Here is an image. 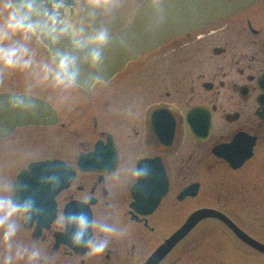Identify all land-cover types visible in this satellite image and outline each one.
Here are the masks:
<instances>
[{"label":"flooded vegetation","instance_id":"af4514ba","mask_svg":"<svg viewBox=\"0 0 264 264\" xmlns=\"http://www.w3.org/2000/svg\"><path fill=\"white\" fill-rule=\"evenodd\" d=\"M44 2L85 37L104 29L110 39L123 28L83 0ZM7 4L0 0V24ZM23 42L37 69L57 71L34 35ZM8 92L46 107L41 123L0 135V196L31 204L18 240L40 248V264H145L199 211L264 245V0L141 54L89 89L8 70L0 93ZM36 162L54 164L56 181L21 186ZM102 239L107 248L93 255L89 241ZM159 264H264V252L209 216Z\"/></svg>","mask_w":264,"mask_h":264},{"label":"water","instance_id":"95a60500","mask_svg":"<svg viewBox=\"0 0 264 264\" xmlns=\"http://www.w3.org/2000/svg\"><path fill=\"white\" fill-rule=\"evenodd\" d=\"M13 2V0H11ZM254 0H146L135 12L130 25L119 35L93 49L75 47L55 13L38 0L32 20L37 36L48 47L56 66L61 58L70 61L69 74L75 83L89 88L98 81H108L125 65L174 37L206 26L245 8ZM94 53L99 59L94 60ZM41 102L26 95L0 94V134L25 123H37ZM49 163L33 164L19 176L21 182L42 181L49 172ZM55 181V179H50ZM23 186H28L23 184ZM31 188V186H30ZM208 212L196 213L170 237L147 261L158 264L173 247ZM236 232L239 230L233 225ZM256 248L264 251V245L250 240Z\"/></svg>","mask_w":264,"mask_h":264},{"label":"clouds","instance_id":"9594fccd","mask_svg":"<svg viewBox=\"0 0 264 264\" xmlns=\"http://www.w3.org/2000/svg\"><path fill=\"white\" fill-rule=\"evenodd\" d=\"M38 0H13L11 4L5 5L7 14L0 24V72L8 70L28 71L33 70L42 74V78H51L57 86L71 87L75 83V77L69 74L70 61L61 58L57 65V71L53 73L47 64L35 67L34 55L27 46L26 41L30 36L37 34V27L32 20L34 8ZM92 8H107V0H91ZM63 31L71 35L76 47L99 46L108 39L104 29H98L84 36V29L75 24L66 23ZM20 37V39H16ZM94 60L99 59V53H94ZM31 211V204H17L8 195L0 196V264H40L42 252L36 245L28 246L18 240L21 231V220L26 219ZM81 227L85 225L83 217L79 218ZM102 231L109 236L116 235V229L104 226ZM81 236L76 237L79 243ZM93 255L102 254L108 246L107 239L98 242L89 241L88 244Z\"/></svg>","mask_w":264,"mask_h":264},{"label":"rangeland","instance_id":"374dc122","mask_svg":"<svg viewBox=\"0 0 264 264\" xmlns=\"http://www.w3.org/2000/svg\"><path fill=\"white\" fill-rule=\"evenodd\" d=\"M144 1L145 0H107V3L109 4L107 10L109 12L107 16H103V18L121 21L122 25H126L131 20L133 10L136 7L138 8V6H140ZM63 149L67 151V147H64Z\"/></svg>","mask_w":264,"mask_h":264}]
</instances>
